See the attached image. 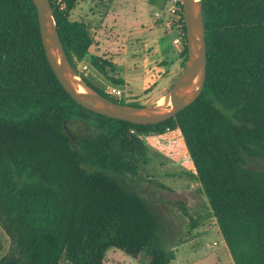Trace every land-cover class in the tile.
Segmentation results:
<instances>
[{
  "label": "trees",
  "instance_id": "1",
  "mask_svg": "<svg viewBox=\"0 0 264 264\" xmlns=\"http://www.w3.org/2000/svg\"><path fill=\"white\" fill-rule=\"evenodd\" d=\"M50 2L77 70L95 43L91 24L72 18L81 0ZM202 3L203 91L174 117L136 124L78 103L49 64L34 1L0 0V224L10 238L0 264H105L111 248L141 264H170L162 218L127 179L145 155L144 137L177 129L235 264H264V165L249 164L264 158V0ZM183 40L184 66L186 33ZM91 64L124 83L108 75L109 59ZM76 117L99 133L73 139L66 126ZM184 210L195 227L199 219Z\"/></svg>",
  "mask_w": 264,
  "mask_h": 264
},
{
  "label": "rangeland",
  "instance_id": "2",
  "mask_svg": "<svg viewBox=\"0 0 264 264\" xmlns=\"http://www.w3.org/2000/svg\"><path fill=\"white\" fill-rule=\"evenodd\" d=\"M163 1L166 2L81 0L72 18L90 22L95 43L86 58L78 62V79L83 81L82 76H85L104 91L116 86L124 91L122 97L116 98L129 104L170 106L169 91L185 66L182 54L185 41L173 42L176 32L167 33L155 20ZM132 29L136 30L132 33ZM93 57L101 63L104 59L114 63L113 69L105 65L108 75L123 79L124 83L106 78L91 64ZM224 111L231 115V111ZM66 129L73 139L94 137L99 133L81 117L68 121ZM143 140L145 155L138 162L137 172L129 173L127 180L162 218L164 244L161 245L175 251L170 264H235L220 226L211 216L209 200L195 176L180 130L149 133ZM249 164L263 166L264 158L249 159ZM184 209L199 219L195 227L191 226V218ZM9 246L10 238L0 224V258L8 252ZM63 263L68 264L65 260ZM105 264L141 263L111 248L106 253Z\"/></svg>",
  "mask_w": 264,
  "mask_h": 264
},
{
  "label": "water",
  "instance_id": "3",
  "mask_svg": "<svg viewBox=\"0 0 264 264\" xmlns=\"http://www.w3.org/2000/svg\"><path fill=\"white\" fill-rule=\"evenodd\" d=\"M39 17L46 57L64 89L81 105L108 117L136 124H155L174 117L192 104L201 94L207 77V43L202 0H183L186 23L187 61L180 76L169 91L176 95L170 106L158 103L132 105L113 101L78 79L62 43L50 0H33ZM80 85L87 92L80 91Z\"/></svg>",
  "mask_w": 264,
  "mask_h": 264
},
{
  "label": "built area",
  "instance_id": "4",
  "mask_svg": "<svg viewBox=\"0 0 264 264\" xmlns=\"http://www.w3.org/2000/svg\"><path fill=\"white\" fill-rule=\"evenodd\" d=\"M62 0H58L61 2ZM155 20L160 22L168 31H175L174 42L179 43L186 33V23L183 8V0H166L164 6L155 13ZM106 92L115 97H122L124 91L116 86L106 89Z\"/></svg>",
  "mask_w": 264,
  "mask_h": 264
},
{
  "label": "bare ground",
  "instance_id": "5",
  "mask_svg": "<svg viewBox=\"0 0 264 264\" xmlns=\"http://www.w3.org/2000/svg\"><path fill=\"white\" fill-rule=\"evenodd\" d=\"M80 91L85 93V92H87V89L83 85H80ZM171 99H172L171 103L175 104L176 103V95L172 94V98Z\"/></svg>",
  "mask_w": 264,
  "mask_h": 264
},
{
  "label": "crops",
  "instance_id": "6",
  "mask_svg": "<svg viewBox=\"0 0 264 264\" xmlns=\"http://www.w3.org/2000/svg\"><path fill=\"white\" fill-rule=\"evenodd\" d=\"M129 18V17H128ZM128 21H130L129 19H128ZM136 28V27H135ZM136 30V29H135ZM135 30H133L132 29V33L135 31ZM167 33H171V31H167ZM176 37V36H175ZM175 37H174V39H175ZM174 39H173V42H174ZM166 45V44H165ZM166 46H168V45H166ZM169 47V46H168ZM134 62H136V61H134Z\"/></svg>",
  "mask_w": 264,
  "mask_h": 264
}]
</instances>
